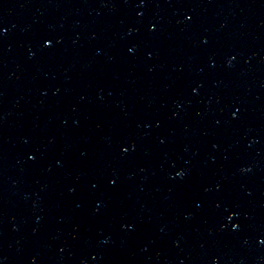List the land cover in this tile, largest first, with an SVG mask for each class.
<instances>
[{"label": "water", "instance_id": "obj_1", "mask_svg": "<svg viewBox=\"0 0 264 264\" xmlns=\"http://www.w3.org/2000/svg\"><path fill=\"white\" fill-rule=\"evenodd\" d=\"M0 264H264V0H0Z\"/></svg>", "mask_w": 264, "mask_h": 264}, {"label": "snow or ice", "instance_id": "obj_2", "mask_svg": "<svg viewBox=\"0 0 264 264\" xmlns=\"http://www.w3.org/2000/svg\"><path fill=\"white\" fill-rule=\"evenodd\" d=\"M45 43H46L47 45L51 46L52 43H53V41H52L51 39H46V40H45ZM113 183H115V181H113ZM235 215H236V213L233 212V213H232V216H235ZM232 227H233V228H239L240 225H239L238 223H234V224L232 225Z\"/></svg>", "mask_w": 264, "mask_h": 264}]
</instances>
